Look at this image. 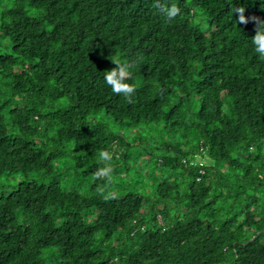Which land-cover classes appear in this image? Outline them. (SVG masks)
<instances>
[{"label":"trees","instance_id":"1","mask_svg":"<svg viewBox=\"0 0 264 264\" xmlns=\"http://www.w3.org/2000/svg\"><path fill=\"white\" fill-rule=\"evenodd\" d=\"M172 2L0 0V264H264V0Z\"/></svg>","mask_w":264,"mask_h":264},{"label":"clouds","instance_id":"2","mask_svg":"<svg viewBox=\"0 0 264 264\" xmlns=\"http://www.w3.org/2000/svg\"><path fill=\"white\" fill-rule=\"evenodd\" d=\"M153 7L158 9L168 22L174 20L181 13L178 4L175 2L168 3V0H153ZM234 11L239 13V23L247 24L249 22L248 18L243 14L244 8H237ZM252 20L255 22L256 28L255 35L252 37L251 41L259 59L264 60V20H260L258 17H252ZM110 60L116 67L105 71V83L111 88L114 94L123 95L128 103H133L136 88L134 84L126 81L132 78V69L135 67L134 63L130 61L122 62L119 58H112ZM114 148L115 146H113V151L107 149L99 151L97 164L101 166L97 167L96 171L92 174L94 180L102 179L105 180L108 185H111L113 173L111 161L114 156ZM109 198L114 199L116 197L109 192L105 196V199Z\"/></svg>","mask_w":264,"mask_h":264},{"label":"rangeland","instance_id":"3","mask_svg":"<svg viewBox=\"0 0 264 264\" xmlns=\"http://www.w3.org/2000/svg\"><path fill=\"white\" fill-rule=\"evenodd\" d=\"M202 19H203V22L201 23ZM195 23L196 24L197 23H201L202 27H205L204 18H203V16L200 13H198L197 16L195 17ZM158 128L161 131L163 126H159ZM157 135H160V134L158 133ZM204 162H206V160ZM148 173H149V171H147L145 174H148ZM16 179L20 180L21 178L20 177L16 178V177L12 176V177H10L9 180H7V179L0 180V188L3 187V186H10L11 184H14L16 182Z\"/></svg>","mask_w":264,"mask_h":264}]
</instances>
